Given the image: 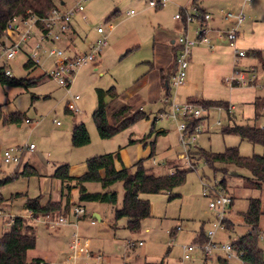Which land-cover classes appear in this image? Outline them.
Returning a JSON list of instances; mask_svg holds the SVG:
<instances>
[{
    "label": "rangeland",
    "instance_id": "rangeland-1",
    "mask_svg": "<svg viewBox=\"0 0 264 264\" xmlns=\"http://www.w3.org/2000/svg\"><path fill=\"white\" fill-rule=\"evenodd\" d=\"M65 1L73 4V0ZM150 1L92 0L85 3L87 22L78 17L74 24L79 28V34L85 43H95L100 39L96 33L97 28L104 26L106 31L110 25L114 28L109 32V46L102 52L103 56L101 54L98 57L95 65L91 64L77 72L70 94L47 78L29 90L0 84V106L3 116L15 113L23 115L20 124H5L3 119L0 122V195L4 198V202L0 204V210L4 213L0 217V239L9 229L14 217L27 216L28 210L25 206L29 198L41 196L47 200L52 195L53 200L66 202L67 197L63 196L60 183L53 177L55 171L63 165H69L70 170L73 168L75 173H79L89 159L114 154L122 149L130 155V161L135 165L145 159V157L141 158L142 153L152 148L151 143L154 142L156 165H152L149 161L146 167L155 174L170 175L171 166L175 163H178L175 166L182 169L188 168L186 161L179 159L184 154L181 141L183 134L177 130L174 122L156 120L155 108L146 107V111L150 113V120L138 123L113 140H102L92 120V115L98 107L97 90L107 91L115 87L119 94L124 95L133 88L149 68L147 63L153 62L155 49L158 48L154 44V36L157 33L156 38H162L158 36L159 32L156 29L161 23L173 24L174 17L179 14V11L175 12L172 6L157 11L150 7ZM252 10L256 15L250 16V19L264 22V0H255ZM117 11L118 17L106 24L107 18ZM245 15L248 17L247 11ZM76 40L81 41L79 37ZM79 46L84 47L82 43H79ZM99 61L101 65L98 66ZM26 62L27 59L23 55H19L11 62L10 67L15 78H33L43 73L40 69L29 71L25 67ZM181 90L180 88L177 91ZM177 91H173V95ZM259 91L264 98V92ZM75 96L81 98L76 103L78 108L76 116L67 110L68 104ZM177 102L182 103L180 100ZM246 106L240 103L238 106L235 105L238 109L236 117L231 115L235 119L232 122L226 114L211 110L210 118L201 122L204 128L203 132L196 135V142L190 143L191 139L187 137L186 141L193 150L201 149L213 154L238 148L244 157L262 156L263 146L254 145L237 135L222 133L225 127L233 126L234 123L258 128L264 126V107L259 112V119L254 116L248 121H243L241 116L243 113L245 116L253 114L252 107ZM216 120H222L221 127L215 126ZM154 121H156V134L145 149L140 141L150 134ZM56 122L60 125L57 126ZM74 123L86 125L91 136V143L88 146L82 148L72 146ZM208 127L212 130L208 131ZM158 129L168 131L159 135ZM135 141L138 143L132 144ZM31 145L35 147L33 151L29 150ZM19 147L24 149L21 162L5 164L4 153ZM27 166L36 169L39 176L23 175ZM222 179L220 172L200 161L196 169L187 175L185 184L175 190L179 195L178 198L170 201L166 194L142 196L151 203L152 218L142 223L138 233H131L127 229L126 219L120 220L114 226L115 213L122 208L124 201L125 190L121 182L106 190L98 183L87 184L88 193H102L109 196L116 194V203L80 202L78 191H73L70 198L71 207H82L86 211L83 220L79 222L78 230L64 226L50 229L42 222L35 223L37 247L29 252V259L47 258L52 264L65 263L72 253L70 247L73 234L78 232L81 237L90 240L92 251L102 254L105 263L159 264L164 261L165 264H206L201 246H197L190 261H183L182 247L193 244L202 229L206 233L213 230L216 214L210 210V199L204 197L203 193L205 186L218 188ZM238 183L242 185V182L235 180L228 184L227 192L221 191L234 199V204L226 215L234 228L232 231L226 229L215 233L213 241L219 246L233 245L235 241L248 234L249 230L243 214L247 212L251 199L263 197L262 191L244 189L239 187ZM95 213L101 215L102 221L94 219ZM71 220L74 221L72 215L69 218L70 223ZM92 220L97 222L95 226L91 225ZM260 229L264 235V217L261 219ZM174 230L176 234L172 237ZM141 242L144 244L142 247L131 248L127 244L138 245ZM261 246L264 248V241L261 242ZM209 258L207 264H242L240 259L227 256L221 249L215 250Z\"/></svg>",
    "mask_w": 264,
    "mask_h": 264
},
{
    "label": "trees",
    "instance_id": "trees-1",
    "mask_svg": "<svg viewBox=\"0 0 264 264\" xmlns=\"http://www.w3.org/2000/svg\"><path fill=\"white\" fill-rule=\"evenodd\" d=\"M66 2L60 0V3ZM54 7H57V2L54 0H0V42L5 41L6 29L8 24L15 17L28 18L31 15L38 17H46ZM195 7V6H193ZM192 8V7H191ZM191 8L182 7L181 9L191 10ZM163 8H157L160 10ZM204 15L205 13L200 10ZM119 12L112 13L106 20V24L111 23ZM182 24L188 28L191 24ZM195 24V23H192ZM197 28V26H196ZM195 28V31H196ZM43 29V27H41ZM186 35V34H184ZM196 36V35H195ZM190 37V36H189ZM178 48H175V58ZM250 56H254L264 65L263 52L249 51ZM33 67V68H32ZM29 71L39 69L34 68L31 64L26 65ZM32 68V69H31ZM5 65L0 67V84L3 86L20 87L25 90L37 86L45 78L49 79L47 74L42 73L33 78L17 79L8 77L3 73ZM176 71V62L167 71L161 72L162 84L167 97L163 104L162 110L159 113L169 109L171 90L169 83ZM98 107L92 115V120L98 131V135L102 140H110L118 136L122 132L128 130L134 125L150 120V113L144 109L135 108L127 103L118 109L112 110L111 104L119 95L115 87L109 90H97ZM204 107H227L226 102L217 101H189ZM256 119L260 118V111L264 107V98H260L255 102ZM68 110V108H67ZM68 112L71 113L69 110ZM76 116V114H73ZM5 124H20L23 121L22 113H15L9 116H3L2 106H0V122ZM229 120L232 122L234 117L229 115ZM27 121V120H26ZM189 131L186 133L187 138L193 133L192 127L201 124L204 119L186 120ZM155 122L152 124L150 134L142 140L145 142L151 139L155 131ZM225 135H237L244 140L254 144L261 145L264 148V129L250 125L227 126L222 130ZM160 135V133H158ZM91 143L90 133L84 123H74L72 129L71 144L74 148H82ZM152 148H155V143H151ZM152 151L148 159H142L137 164L130 168L123 167L117 170L115 164L121 162L120 152L97 156L89 159L86 162L87 172L80 177H72L70 175V166L63 165L59 167L54 179L59 181L62 186L63 196H66V202L62 200L45 201L43 198H29L26 202V209L33 211L35 217L52 214L56 217L65 215L71 217V195L77 190L80 202H100V203H116V194H100L88 193L86 185L90 183H98L104 190L109 189L113 185L121 182L124 186V201L122 208L115 213V225L122 219H126L127 229L131 233H138L141 230L142 223L152 218V207L149 200L142 198L144 195H159L166 194L169 200H174L179 197L175 190L183 186L186 182L187 175L199 164L200 161L212 167L215 171L220 172L223 179L219 182L220 190L227 192L228 184L239 180V187L248 190H259L263 192V197L251 199L246 213L243 214L245 224L248 226V234L241 237L237 242L233 243L236 251L243 253V262L245 264H264V248L261 246L260 237L263 235L260 229L261 219L264 217V154L262 156L244 157L240 154L238 148L228 149L225 153L213 154L204 150L198 149L189 151L190 160L195 168H180L175 166V172L170 175H157L150 168L146 167V162L154 157ZM23 175L39 176L37 170L31 166L25 167ZM1 185V184H0ZM65 190L67 193H65ZM4 202V198L0 195V204ZM233 204V203H232ZM231 204V206H232ZM73 209V208H72ZM216 218V215H215ZM225 229L232 231L233 223L227 218L223 221ZM35 222L33 219H28L25 216H16L9 229L0 239V264H52L43 258L29 259V252L37 247V236L35 230ZM179 229H177L178 231ZM176 234V230L172 231V237ZM208 242L207 233L202 231L195 237L192 245L204 246ZM169 253V252H168ZM210 258L206 257L207 264ZM149 264V263H146ZM159 264H165L161 262Z\"/></svg>",
    "mask_w": 264,
    "mask_h": 264
},
{
    "label": "built area",
    "instance_id": "built-area-1",
    "mask_svg": "<svg viewBox=\"0 0 264 264\" xmlns=\"http://www.w3.org/2000/svg\"><path fill=\"white\" fill-rule=\"evenodd\" d=\"M57 2V7H54L46 17H38L31 15L28 18L15 17L8 24L6 29L5 41L0 42V67L5 65L3 73L8 77H14L10 64L15 61L19 55H23L27 59V64H31L34 68H39L43 73L47 74L48 78L57 83V85L70 94L77 72L91 64H94L98 56L109 46V32L113 26H108L107 31L104 26L97 28L96 33L100 39L95 43L88 44V51L77 53L73 46L72 39L77 36L74 30V24L78 17L82 21L87 22L85 16V3L92 0H73V4L66 2ZM171 0H151L150 7L153 9L165 8ZM134 13L132 12L131 15ZM246 19L243 11L234 14L227 13L226 20H234L236 27H239ZM175 20L186 24H197L195 38L188 35L180 36L177 41L176 53V71L170 80L169 87L171 90L169 109L157 115L156 120L172 121L177 125V130L181 132L184 154L182 160L186 161L188 168H195L190 160L189 151L192 149L190 143L196 142V135L203 132L204 126L197 124L192 127L193 133L189 136L190 143L186 141V133L189 131L187 119L208 120L211 110H216L219 114L233 115L235 106L230 104L227 107H204L193 102L178 103L173 95V91L182 87L187 80L190 59L195 47L206 45L212 49L210 39V29L208 23L211 22L210 14H202L200 9L195 6L191 10L181 9L179 14L175 16ZM43 27V29H41ZM237 28L231 29L226 33V39L230 47L234 48L235 55L238 60L248 58V52L237 48ZM77 38V37H76ZM264 57V55H263ZM225 83L230 88H256L264 92V65H250L236 68L230 79ZM81 98L79 96L72 97V102L68 104V110L73 113H78L76 103ZM26 122H29L27 120ZM59 126L60 123L56 122ZM215 126L221 127L222 120H216ZM264 129V126L261 127ZM212 129L208 127V131ZM35 147L31 145L30 151ZM24 152L23 148L12 149L4 153L3 162L5 164H19L21 155ZM220 188H209L205 186L203 196L210 199L209 208L216 214V221L213 225V230L207 233L208 242L201 246V251L205 257H211L215 250L221 249L229 257H235L243 262V253L238 252L232 245L219 246L214 243L213 239L218 230H225L223 221L227 218V211L233 203V198L226 193H222ZM86 211L82 207H75L71 211L74 218V223L77 224L85 216ZM4 215L0 210V217ZM28 219H33L35 223H43L47 228L54 229L55 227L70 224L69 218L65 215L56 217L52 214L35 217L33 211H28ZM14 219V218H13ZM13 219L10 225L13 223ZM96 221L92 220L91 224L96 225ZM260 241H264V235L260 237ZM129 247H141L143 243L138 245L127 243ZM71 255L67 261L62 264H106L102 254L94 253L91 248L90 240L81 237L78 232L73 234L71 244ZM197 245H188L182 247L183 260L190 261L193 259L192 254L195 252Z\"/></svg>",
    "mask_w": 264,
    "mask_h": 264
},
{
    "label": "crops",
    "instance_id": "crops-1",
    "mask_svg": "<svg viewBox=\"0 0 264 264\" xmlns=\"http://www.w3.org/2000/svg\"><path fill=\"white\" fill-rule=\"evenodd\" d=\"M254 2L255 0H171L168 6L174 7L175 12L177 13L178 11L180 12V8L182 7L191 8L193 6H197L204 13L211 15V22L208 23V28L210 29L209 36L211 39L212 49H210V47L206 45H199L194 48L190 59V66L186 83L182 87H180L182 89L181 91L176 90L177 92L174 94L176 100H180V102L182 103L203 100L217 101L226 102L228 104L230 103L234 106L236 104L238 106V104L240 103L251 106L253 109L252 116H245L244 113L241 115L243 121H248L256 116L255 102L257 101V99H262L260 91L256 88L233 89L225 83L226 80L232 77L234 70L236 68L238 69V66L240 68L242 66L263 65L257 58H255L254 56H250L249 54L248 58L238 60L236 58L234 48L230 47L226 39V33L231 29L237 28V48L245 50L248 53L249 51H261L264 54V22L250 19V16L254 15V10H252ZM241 11H243L244 13L247 11L248 17L245 15L246 19L239 27H236L234 20H226L227 13L231 12L237 14ZM196 26L197 24H191V26L186 28L182 24V22L175 20V17L173 20V24L171 25L161 23L156 31L159 32L158 36H162V38L157 39V33L154 36V44L158 48L155 49L156 51L154 53L153 62L147 63L149 68L145 71V73L139 79L138 83H136L133 88L128 90L124 95L117 92L119 97L115 101H113V103L111 104V109L113 110V107L115 109H118L121 106L129 103L138 109L146 110V107L155 108L157 112L156 114L158 115L159 111L163 108L164 102L167 100L162 84L161 72L167 71L171 66L174 65L177 38L184 34L190 36L191 38H195ZM74 30L77 33L76 37H79L81 39V41H77L76 37L72 39L75 51L77 53L87 52V46L89 43H85L84 39L79 34V28H76L75 25ZM79 43H82L84 47L81 48V46H79ZM96 61L95 63H97ZM95 63L92 65H95ZM99 65H101V61L98 62V66ZM235 108V113L233 115L236 117L238 108ZM157 131L160 134H166L168 130L158 129ZM116 137H114L113 139H115ZM149 141L150 139L146 140L145 142H140L146 149ZM137 143L138 142L135 141L132 144ZM152 151L156 155V148H150L142 153L141 158L145 157V159H148ZM119 152L122 161L116 162V169L121 170L123 167H132L133 163L132 161H130V155L126 151H124V149L120 150ZM155 155L154 157H152V159H149L146 164L151 161L152 165H156V162L154 161ZM179 159H181V157ZM176 164L178 163H175L173 166H171L173 171L171 169L170 174H173L175 172L174 167ZM86 172L87 165L84 166L79 173H75L74 169L71 168L70 175L72 177H80ZM57 182L60 183L59 181ZM51 196L52 195H50L47 200L59 201L53 200ZM232 206L230 208H232ZM94 219L102 221V217L99 213H95ZM82 220H80L79 222H81ZM74 222L75 221L71 220V223L68 225H64V227L76 228V230H78L79 222H77V224ZM43 259L49 262L47 258Z\"/></svg>",
    "mask_w": 264,
    "mask_h": 264
}]
</instances>
